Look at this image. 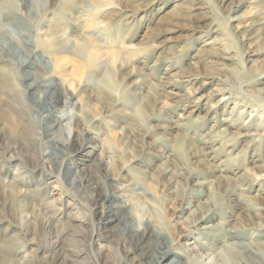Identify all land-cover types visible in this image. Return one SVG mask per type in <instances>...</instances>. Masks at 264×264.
<instances>
[{"label":"rangeland","instance_id":"374dc122","mask_svg":"<svg viewBox=\"0 0 264 264\" xmlns=\"http://www.w3.org/2000/svg\"><path fill=\"white\" fill-rule=\"evenodd\" d=\"M0 34V264H125L131 219L264 258V0H0Z\"/></svg>","mask_w":264,"mask_h":264},{"label":"bare ground","instance_id":"6f19581e","mask_svg":"<svg viewBox=\"0 0 264 264\" xmlns=\"http://www.w3.org/2000/svg\"><path fill=\"white\" fill-rule=\"evenodd\" d=\"M15 10L17 11V13L23 15V11L20 9V6L15 5ZM80 51H82V50H80ZM92 196H93V194H92ZM106 200H107V196L102 194V193L96 194L95 199H94L95 203L100 202V201H106ZM111 207L112 206H109L108 208L111 209ZM134 222L135 221L133 219L126 222L124 230L119 235V238L117 240V248L116 249H118V250H116V251L127 250V256L125 255L124 257H122L121 262H123L125 264H139L140 262L143 261V259L148 258L151 260L150 264H166L169 260L168 258H170V256H171V254H168L169 252L167 250V247H168L167 241L166 240L164 241V239H162L161 235H159V233H156L157 231L156 232L152 231L149 224L138 223L139 225H141V227L136 229L135 228L136 224ZM136 222H137V220H136ZM238 245H240V243ZM251 247H254V246L251 245ZM228 248L230 249L229 246H228ZM230 250H232V253H234V252L238 253V255L237 254L236 255L238 257H240V260L243 264H264V258L263 259L260 258L261 260L260 259L253 260V259H251V256L245 255V254H248V253H246V251H248V250L251 251L249 245H243V246H241V248L235 247L234 249H230ZM251 253H253V252L251 251ZM254 254L256 255L255 252L253 253V255ZM128 255H133V256L130 257ZM199 258H201V257H199ZM211 259L210 258L208 259L206 257V260H204V261L201 260L200 262H202V264H203V262L205 264H213V261ZM167 264H182V263L179 261L171 260Z\"/></svg>","mask_w":264,"mask_h":264}]
</instances>
